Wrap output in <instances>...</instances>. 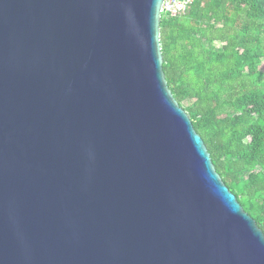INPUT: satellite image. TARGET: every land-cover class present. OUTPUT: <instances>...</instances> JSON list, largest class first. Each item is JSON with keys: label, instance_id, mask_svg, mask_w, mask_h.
Here are the masks:
<instances>
[{"label": "water", "instance_id": "obj_1", "mask_svg": "<svg viewBox=\"0 0 264 264\" xmlns=\"http://www.w3.org/2000/svg\"><path fill=\"white\" fill-rule=\"evenodd\" d=\"M164 0H0V264H264L164 69Z\"/></svg>", "mask_w": 264, "mask_h": 264}, {"label": "trees", "instance_id": "obj_2", "mask_svg": "<svg viewBox=\"0 0 264 264\" xmlns=\"http://www.w3.org/2000/svg\"><path fill=\"white\" fill-rule=\"evenodd\" d=\"M161 46L174 97L264 232V0H194L162 17Z\"/></svg>", "mask_w": 264, "mask_h": 264}, {"label": "built area", "instance_id": "obj_3", "mask_svg": "<svg viewBox=\"0 0 264 264\" xmlns=\"http://www.w3.org/2000/svg\"><path fill=\"white\" fill-rule=\"evenodd\" d=\"M193 3L194 0H164L161 8L162 17H177L185 15Z\"/></svg>", "mask_w": 264, "mask_h": 264}, {"label": "rangeland", "instance_id": "obj_4", "mask_svg": "<svg viewBox=\"0 0 264 264\" xmlns=\"http://www.w3.org/2000/svg\"><path fill=\"white\" fill-rule=\"evenodd\" d=\"M262 68H264V65L262 66Z\"/></svg>", "mask_w": 264, "mask_h": 264}]
</instances>
